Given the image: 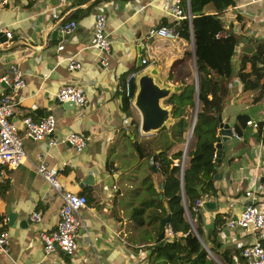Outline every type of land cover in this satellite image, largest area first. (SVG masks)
<instances>
[{
  "label": "crops",
  "instance_id": "1",
  "mask_svg": "<svg viewBox=\"0 0 264 264\" xmlns=\"http://www.w3.org/2000/svg\"><path fill=\"white\" fill-rule=\"evenodd\" d=\"M56 3L57 0L0 3V77L11 75L10 66L16 64L25 81L23 87H11L0 81V96L9 95L12 100L10 119L20 137L25 130L24 116L37 120L51 114L56 119L52 135L45 139L22 138L26 160L15 169L5 168L0 176V229L9 235V250L0 251V264H150L149 246L156 236L155 226L154 230H147L153 231V239L143 240L141 235L145 232L139 227L152 224L139 225L134 221L131 213L136 204H141L142 195L140 190L133 189L132 179L123 177L126 170L119 168L126 153L125 144H130L131 138L141 141L150 136H141L138 127L134 130L131 120L134 114L137 118L138 115L132 105V117L123 112L120 82L129 72L138 73L147 66L138 65V57L146 58L148 65L159 68L162 75L174 63L186 66L188 42L179 37H146L151 27L171 22L165 12V0L69 1L60 13L63 19L77 23L69 34H63L59 29L62 22L51 17ZM97 9L105 13V31L110 41L105 67L99 63V52L93 46ZM221 19L242 38V44L247 42L239 50L241 54L256 51L264 38V0H234ZM6 31L11 33L10 38H6ZM60 44L63 48L57 50ZM70 56L80 63L79 69L68 70ZM249 71L246 68L245 72ZM231 81L220 115L231 127L233 136L222 142L217 163L220 178L217 181L213 178L216 194L209 195L207 200L216 206H204L198 215L203 218L206 233L205 226L213 224L220 250L227 249L232 264H239L236 254L239 252L242 259V249L253 241V236L241 229L222 226L226 220L237 217L251 201L264 211V141L257 139V133L249 125L238 135L233 124L240 113H247L248 120H264V95L261 101H254L253 95L258 91L244 92L237 74ZM74 84L82 88L84 104L78 107L58 102V90ZM72 131L89 136L88 145L81 152L65 141ZM49 139H55L57 144L49 145ZM149 158L153 163V157ZM41 161L58 168L62 191L87 197V205L77 214L81 225L77 231L78 247L72 255L61 251L46 254L43 250L39 234L55 229L62 198L36 173L35 165ZM154 166L153 163L152 174L158 181L155 184L153 180V187L159 193L162 177ZM246 191L250 192L248 196ZM156 197L155 194L153 198ZM146 210L149 212L151 208ZM34 211L40 212L38 222L30 219ZM217 213L221 223L215 227ZM258 239L264 245V230L259 232ZM214 259L223 264L218 257Z\"/></svg>",
  "mask_w": 264,
  "mask_h": 264
},
{
  "label": "trees",
  "instance_id": "2",
  "mask_svg": "<svg viewBox=\"0 0 264 264\" xmlns=\"http://www.w3.org/2000/svg\"><path fill=\"white\" fill-rule=\"evenodd\" d=\"M186 17L175 26L179 38L193 42L197 71L198 111L192 131L193 144L187 151V161L183 170V192L181 191V164L183 151L171 150L185 142L184 132L189 123L187 114L194 108L196 87L194 83L183 82V89L170 96L166 103L171 104L172 117L177 120L169 129L159 130L152 138L138 141L131 138V145L140 159L153 157L154 168L162 177L161 191L143 199L134 207L132 217L142 225L146 217L155 225L156 237L149 246L150 264H216L214 256L223 264H232L227 249L220 250L221 244L216 236V229L204 231L203 218L194 214L192 207L195 201L207 194H216L213 184L215 143L219 137V122L217 116L221 113L224 101L229 94L231 79L237 74L242 82L244 92L258 91L253 95L254 101H261L264 95V38L254 52H239L247 44H242V38L231 31L221 19V15L230 7L234 0H183ZM161 24H166L162 22ZM191 39V40H190ZM193 39V40H192ZM186 59H189L185 51ZM233 56L235 58L233 59ZM250 68L249 72H245ZM168 76L171 78L169 71ZM231 81V82H230ZM135 81L132 80L131 92L134 93ZM122 110L126 116H131L129 98L122 95ZM247 113L236 116L234 130L239 135L248 127ZM131 124H135L134 118ZM137 124V123H136ZM255 131L257 139L264 141V120L258 121ZM136 131V126L134 128ZM201 185L200 192L196 186ZM161 194L160 199L158 195ZM154 196V195H153ZM165 202V206H164ZM184 203L195 220V226L200 237L193 232L186 218ZM150 207L146 216V208ZM169 216L166 228L160 227V220ZM220 215L215 216V227L221 223ZM167 229L171 236L167 234ZM239 264L243 263L237 252Z\"/></svg>",
  "mask_w": 264,
  "mask_h": 264
},
{
  "label": "built area",
  "instance_id": "3",
  "mask_svg": "<svg viewBox=\"0 0 264 264\" xmlns=\"http://www.w3.org/2000/svg\"><path fill=\"white\" fill-rule=\"evenodd\" d=\"M10 0H0L1 4H6ZM73 0H57L56 5L51 10V17L56 22H62L59 29L63 34H69L75 28L77 23L72 19H63L60 15L64 5ZM167 6L165 12L172 18L171 22L166 24H159L151 27L147 32V38H161L174 39L177 38L175 26L179 21L186 17H190L188 12L183 8V0H165ZM106 16L103 11L97 9L94 16L93 23V46L99 52V63L102 66L108 65V55L110 52V41L105 31ZM6 38H10L11 33L6 31ZM142 44V43H140ZM63 45H58L57 50H62ZM68 70H76L80 68V63L73 57L67 58ZM149 61L146 58H141V64L148 65ZM11 75L4 74L0 77V81L5 82L11 87H23L25 81L23 72L16 64L10 66ZM136 72L131 71L120 82V91L129 98V103L132 105L133 94L131 92L132 80H135ZM58 102L73 101L76 106L81 107L85 102V97L82 88L78 84L65 85L61 87L56 93ZM12 100L9 95L0 96V176L3 174L5 168L15 169L22 165L26 160V152L22 147V138L39 141L52 135L56 127V119L53 115L48 114L37 120L30 116H24L22 122L25 130L22 137L19 136L14 122L11 121ZM249 125L253 130L258 129V124L255 121L248 120ZM233 132V131H232ZM264 137V132L261 137ZM77 152H81L86 148L89 141V136L82 131L70 132L66 139ZM261 141H263L261 139ZM49 145L57 144L55 139H49ZM181 164V171L184 170V163ZM35 171L38 175L55 190L59 192L62 198V205L59 210V218L56 227L53 231L46 233L41 232L40 239L42 241L43 250L46 254L61 251L66 255H72L77 247V231L81 225L78 217V211L87 205V197L82 193L71 191H62V187L58 180L59 170L54 166H48L43 161L35 165ZM248 196L249 191L245 192ZM209 200L207 194L201 196L195 201L192 207L194 214L199 209L204 208L205 202ZM189 213V210L187 209ZM30 219L38 222L40 220V212H32ZM191 220H195L190 217ZM223 228L233 230L241 229L253 236V241L242 249V264H264V245L259 241L258 234L264 230V211L260 210L254 201L246 204L239 215L234 218L226 220ZM167 234L171 236V232L167 229ZM9 250V235L6 230L0 229V251L8 252Z\"/></svg>",
  "mask_w": 264,
  "mask_h": 264
},
{
  "label": "water",
  "instance_id": "4",
  "mask_svg": "<svg viewBox=\"0 0 264 264\" xmlns=\"http://www.w3.org/2000/svg\"><path fill=\"white\" fill-rule=\"evenodd\" d=\"M190 15V11H188ZM55 33V32H54ZM53 33V35H54ZM193 40V39H192ZM193 58L195 60V51L192 52ZM196 63V61H195ZM137 64L141 65V57L137 58ZM166 78V77H165ZM161 76L159 68L153 65H147L142 68L140 72L136 74L135 77V90L132 97V107L137 112L139 117L138 123V131L141 136L148 137L159 130L165 128L169 129V127L177 120V118L172 117L171 104L166 103V100L174 95L178 94L184 87L182 84H173L167 81ZM196 87V96H195V105H194V114L191 123V127L189 130V136L187 138V142L192 135V131L195 124L196 114L198 111V92H197V79L195 82ZM64 104H69L76 106L73 101H64ZM219 122V137L217 142L215 143V154H214V167L218 172H215L213 178L217 181L220 178V166H217L219 162L221 153H222V142L230 139L233 136V132L228 123L222 121L221 115L217 116ZM184 163V156L182 159ZM90 178V176H89ZM180 182H181V191L183 192V170L180 174ZM201 185L196 186V190L200 192ZM205 206L208 208H215L216 204L213 202H205ZM185 213H187V206L184 203ZM13 214H9V221H11ZM169 216L167 215L165 218L161 219L160 227H165ZM193 232L197 237H200L196 228L193 226L192 220L189 218ZM213 224L206 225L205 228L208 232H211L213 229Z\"/></svg>",
  "mask_w": 264,
  "mask_h": 264
},
{
  "label": "rangeland",
  "instance_id": "5",
  "mask_svg": "<svg viewBox=\"0 0 264 264\" xmlns=\"http://www.w3.org/2000/svg\"><path fill=\"white\" fill-rule=\"evenodd\" d=\"M186 52L189 56V59L187 61V65L186 66H180V64H176L174 63L170 70L171 73V78L168 76L169 71L165 74H161L162 77H166L167 81H169L170 83L173 84H182L183 82H188V83H194L196 82L197 79V71H196V63L195 60L193 58L192 52H193V42L190 41V43L186 44ZM165 78V79H166ZM135 112V111H134ZM193 114H194V108L190 109V111L187 114V121L189 123L186 131L184 132V136H185V142L179 145H176L171 152L176 151L178 149H181L183 151V155H182V159L184 156V165L187 161V151L190 149V147L193 144V140L192 137L190 135V138L187 142V138L189 136V130L191 127V123H192V119H193ZM135 118V124H133V128L138 127V123H139V117L137 118L136 115L134 114ZM137 123V124H136ZM155 136L152 135L150 136L151 138ZM149 137V138H150ZM145 138H142L141 141H143ZM124 150H126L125 156L122 157L121 161H120V169L121 170H126V172H124L123 177H125L126 179H132V184L134 185L133 189L134 190H140V196L142 195V199H145V197L147 196H152L156 194V188L153 187V180L155 182V184H157L158 178L155 177V175L152 174V160L149 157L140 159L139 157H137V155L135 154V151L133 149V147L131 146V143L129 144V142H127V144H125L124 146ZM182 159L180 161V163H182ZM160 195V194H159ZM158 195V197H159ZM138 197V196H137ZM136 197V200H137ZM136 206H139L136 204ZM149 210V209H148ZM148 210H146V216L149 215ZM186 218L187 220L191 217L190 213H186ZM145 222H149V219L146 217ZM192 223H194L195 226V221L192 220ZM154 224L149 225L146 224L145 227H139V229H141L143 232V235H141V238L143 240H151L153 239L154 235H152L151 232L153 231H147L150 230ZM154 230V228H152ZM156 237V236H155ZM155 239V238H154ZM153 239V241H154ZM216 264H221L218 260H215Z\"/></svg>",
  "mask_w": 264,
  "mask_h": 264
},
{
  "label": "clouds",
  "instance_id": "6",
  "mask_svg": "<svg viewBox=\"0 0 264 264\" xmlns=\"http://www.w3.org/2000/svg\"><path fill=\"white\" fill-rule=\"evenodd\" d=\"M194 221V220H193Z\"/></svg>",
  "mask_w": 264,
  "mask_h": 264
}]
</instances>
